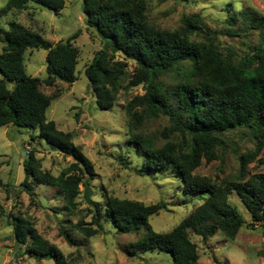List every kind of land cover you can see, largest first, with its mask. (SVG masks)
I'll list each match as a JSON object with an SVG mask.
<instances>
[{
  "label": "trees",
  "instance_id": "obj_1",
  "mask_svg": "<svg viewBox=\"0 0 264 264\" xmlns=\"http://www.w3.org/2000/svg\"><path fill=\"white\" fill-rule=\"evenodd\" d=\"M28 4L46 7L55 14L64 8V0H7L0 8V19L12 11L27 9ZM82 11L86 29L102 44L84 70L97 108L110 111L125 82L129 87L142 86L144 90L125 107L128 144L136 146L144 156L138 174L149 176L154 171L174 168L181 179L179 190L203 202L170 232L157 233L151 228L150 219L165 210L166 203L145 205L104 193L103 207L91 205L92 227L79 222L75 230L91 238L102 231L104 219L118 234L138 236L126 251L130 256L139 252L166 253L171 264H198L197 247L190 241L188 231L203 241L217 231L233 240L245 224L228 202L231 193L241 201L251 222L264 226V173L247 172V165L264 147V17L258 24L252 21L246 29H260L258 45L239 56L221 50L215 43L214 32L199 16L183 17L174 31L156 28L148 22L144 0H82ZM238 15L241 20L246 18L245 13L238 11L231 13L227 21L232 36L241 32L232 29ZM77 36L75 33L52 44L16 22H9L6 30L0 28V128L11 125L38 130L41 139L73 161L54 177L38 169L32 154L27 153L23 159L26 179L21 186L31 197L33 192L27 180L36 186L57 188L70 211L77 207L79 187L89 185V180L83 179L92 175L93 167L80 147L73 144L71 133L58 130L46 118L54 96L43 94L39 86L50 87L56 81L72 85L76 81ZM39 49L46 51V76L42 81L27 76L24 65L25 52ZM116 54L123 60H116ZM124 60L135 64L129 78ZM163 78L172 83H162ZM159 118L168 122L159 134L165 141L160 146L154 137L142 132L145 122ZM237 129L248 130L256 147L239 157L233 178L214 181L195 175L203 160L209 163L218 159L217 149L224 145L222 136ZM12 228L16 243L30 258L67 264L63 254L42 241L25 219L12 217ZM62 235L73 244L68 234Z\"/></svg>",
  "mask_w": 264,
  "mask_h": 264
},
{
  "label": "rangeland",
  "instance_id": "obj_2",
  "mask_svg": "<svg viewBox=\"0 0 264 264\" xmlns=\"http://www.w3.org/2000/svg\"><path fill=\"white\" fill-rule=\"evenodd\" d=\"M7 0H0V8ZM147 19L156 28L174 31L181 25L183 17L199 16L211 32L216 45L224 52L231 51L239 56L248 48L258 45L260 29L246 31L250 23L255 24L264 17V0H144ZM228 10V11H227ZM246 14L233 30L241 29L238 36L230 34L228 19L231 13ZM9 22H16L40 34L52 44L65 41L77 33L74 46L79 49L76 66V81L72 85L56 81L50 87L44 84L39 91L54 96L46 112L58 130L71 133L72 142L79 146L84 156L92 163V175L85 176L89 185L79 187L75 210H67L61 192L48 185L36 186L30 180L27 185L33 192L31 197L21 186L25 181L23 159L31 153L35 166L42 172L58 176L72 164V159L60 154L56 148L39 137L38 130L16 129L11 125L0 128V264H55L52 260H34L25 254L13 236L12 217L31 223L38 236L46 244L57 248L67 264H171L166 253L139 252L127 254L130 245L137 240L134 234H118L104 219L102 231L86 238L74 226L81 222L91 226L92 204H105L104 193L117 199L153 205L166 203V209L151 217L150 225L157 233L174 229L203 200L183 194L179 189L181 179L174 168L154 171L149 176H140L144 162L143 154L127 140V117L125 107L135 96L142 95V86L129 87L124 83L110 111H101L84 75L86 66L102 48L97 36L86 29L82 0H64V8L55 14L46 7L28 4L23 11H12L0 19V28L6 30ZM201 41L199 37H192ZM0 42V53L2 50ZM264 50V44L262 46ZM116 60H123L116 54ZM46 51L32 50L24 54L26 75L45 78ZM126 78L135 68L131 61L124 60ZM170 85L169 78L161 79ZM168 126L166 118L149 120L142 127L145 136L154 137L160 146L165 143L160 133ZM223 144L217 149L218 159L205 163L203 160L195 175L214 181L232 179L239 168V157L254 151L256 142L248 130H234L222 136ZM249 175L264 173V147L255 160L247 165ZM89 189V204L83 199V191ZM245 224L235 239L230 240L221 232L206 241L192 231L188 237L197 247L198 264H264V226L253 224L250 215L235 193L228 198ZM62 233L73 240L69 244Z\"/></svg>",
  "mask_w": 264,
  "mask_h": 264
},
{
  "label": "water",
  "instance_id": "obj_3",
  "mask_svg": "<svg viewBox=\"0 0 264 264\" xmlns=\"http://www.w3.org/2000/svg\"><path fill=\"white\" fill-rule=\"evenodd\" d=\"M88 197H89V189L85 188L83 191V199H84L85 203H87V204H89Z\"/></svg>",
  "mask_w": 264,
  "mask_h": 264
}]
</instances>
